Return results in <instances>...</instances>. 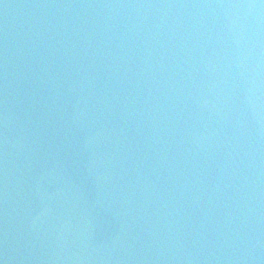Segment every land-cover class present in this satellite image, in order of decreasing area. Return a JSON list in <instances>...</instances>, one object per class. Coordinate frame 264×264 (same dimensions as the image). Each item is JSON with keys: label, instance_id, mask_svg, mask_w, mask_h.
<instances>
[{"label": "water", "instance_id": "1", "mask_svg": "<svg viewBox=\"0 0 264 264\" xmlns=\"http://www.w3.org/2000/svg\"><path fill=\"white\" fill-rule=\"evenodd\" d=\"M0 264H264V0H0Z\"/></svg>", "mask_w": 264, "mask_h": 264}]
</instances>
